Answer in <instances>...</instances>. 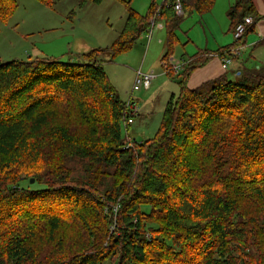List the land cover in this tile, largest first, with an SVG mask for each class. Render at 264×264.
Here are the masks:
<instances>
[{"label":"trees","instance_id":"trees-1","mask_svg":"<svg viewBox=\"0 0 264 264\" xmlns=\"http://www.w3.org/2000/svg\"><path fill=\"white\" fill-rule=\"evenodd\" d=\"M36 1L52 6L54 0ZM215 1L166 0L145 15L128 8L112 46L73 61L0 62V264H264V66L188 87L194 71L213 58H238L231 48L245 44L254 24L231 46L191 57L180 74L167 70L179 93L155 136L143 142L130 138L136 114L130 124L131 112L103 68L105 52H128L158 18L167 61L184 16L202 17ZM253 1L234 0L229 8L233 36L246 18L260 19ZM16 8L17 0H0V23ZM66 161L79 168L67 170ZM43 163L52 179L36 172ZM97 173L113 184L97 181ZM26 176L44 188H21ZM68 218L86 235L79 247L63 235ZM42 237L59 258L40 256Z\"/></svg>","mask_w":264,"mask_h":264},{"label":"rangeland","instance_id":"rangeland-1","mask_svg":"<svg viewBox=\"0 0 264 264\" xmlns=\"http://www.w3.org/2000/svg\"><path fill=\"white\" fill-rule=\"evenodd\" d=\"M164 1L130 0L128 2L125 0L126 3H122L118 0H104L101 4L96 5L83 3L82 0H54L52 6H46L36 0H17L16 11L9 21L0 23V62H27L37 58L68 62L76 60L78 55L93 50H105L115 43L122 32L128 8L145 15L149 12L151 5L160 7ZM218 1L217 7L202 17L197 14L184 16L183 22L176 31L178 42L170 57V65L166 61H161L166 51L165 39L167 38L164 23L160 18L155 21H157L158 28L162 26V29L154 31L151 41L147 33L141 36L128 52L117 57H113L111 52L103 54V68L110 83L119 98L127 104L128 111L136 114L134 122L129 127L131 139L143 142L153 138L160 126L169 98L172 94L178 96L179 81L173 75L168 74V69L176 74L172 67L182 65L184 60L187 63L200 50H213V47L221 46V42L225 39L231 38L234 42V36L229 33L228 11L225 12V8L228 7L227 5H231V2L228 4L229 0ZM157 33L162 34V39L165 42L161 46L153 41ZM234 50L241 52L236 55L233 53ZM241 53L242 46H238L231 48L229 54H232V57H239ZM247 54L249 55L250 52ZM162 66L166 72L163 73L162 78L155 79L154 76L151 89L141 88L134 91L137 71L158 73L162 70ZM232 67V65L229 66V68ZM148 69L151 70L147 71ZM163 82H165L166 88L162 87ZM67 120L78 133L84 132V126L79 119L69 116ZM233 129L236 132L235 124H233ZM229 155L233 158V152L230 150ZM75 163L66 161L64 167L69 171L72 168H79ZM213 168L207 170L213 172ZM61 169L63 168L60 167L59 170ZM36 172H41L44 175L43 179H52L51 172L47 173L45 163L37 168ZM97 174H99L97 181L106 177V175ZM75 176L85 177L80 172ZM31 179L34 180L33 184H30L28 176H26V181L21 183V188L32 190L44 188L43 185L36 184L35 178ZM106 180H110L108 181L110 185L113 184L110 177H106ZM250 199L253 200L252 197ZM251 207L257 209V205L254 203ZM143 210L148 212L149 209L144 208ZM253 214H257V212ZM63 231L65 232L63 235L68 237V244L71 248L72 246L79 247L78 245L86 240L81 225L75 219L69 221L68 218L64 223ZM63 235L59 233L57 238L61 236L64 238ZM36 246L41 257L52 254L54 258H59L60 251L55 249L56 245L45 242L43 237ZM259 247L262 248V246ZM257 248L255 247V249ZM41 249L44 253H41Z\"/></svg>","mask_w":264,"mask_h":264},{"label":"crops","instance_id":"crops-1","mask_svg":"<svg viewBox=\"0 0 264 264\" xmlns=\"http://www.w3.org/2000/svg\"><path fill=\"white\" fill-rule=\"evenodd\" d=\"M218 2H219L218 0L215 1L214 8L217 7ZM230 2H231V5H227L228 7L225 8L226 10L225 12H227L228 9L232 6V4L234 3V0H229L228 4H230ZM253 2H254L256 12L259 15L260 19L256 22L253 28V31L245 36L244 38L245 44L242 46L241 55L238 58L232 60L230 63L233 67L229 68V66H231L229 64L227 68L224 69L223 68L224 58L215 57L194 71V73L191 75L188 81L189 88L194 89L205 82L214 80L224 75L225 73L227 74L229 79L234 80V79L239 78L241 76V72H243L245 69L258 70L264 66V0H254ZM161 21L163 22V20ZM164 27H165V24H164ZM158 29L161 30L162 26H159L158 28L157 21H154L152 24V28L150 29L148 33V38L150 41L153 39L154 31L155 30L157 31ZM160 34L161 33H157L153 41H156L161 46L165 42L162 39V34L161 36ZM166 38H167V35H166ZM232 44H233V40H231V38L228 40L225 39V41L221 42V46L217 45L216 47H213L214 48L213 50H204V51L200 50L199 52L195 53L193 56L199 53L214 54V53H217L220 49L231 46ZM259 46H262V48L258 49ZM247 52H250V54L248 55ZM225 58L227 57L225 56ZM166 62L170 65V58ZM183 64H186V60L182 62V65ZM176 66H181V65H176ZM150 70L151 69H148L147 71H150ZM181 71L179 72V74L181 73ZM164 72L166 71H165V68H163L162 66V70L159 71L158 73L157 72H151V73L146 72V73L152 74L153 76H155V79H156L157 77L162 78L164 76L163 75ZM162 84H163L162 87L166 88L165 82H163ZM173 95L174 94H172L171 96Z\"/></svg>","mask_w":264,"mask_h":264},{"label":"built area","instance_id":"built-area-1","mask_svg":"<svg viewBox=\"0 0 264 264\" xmlns=\"http://www.w3.org/2000/svg\"><path fill=\"white\" fill-rule=\"evenodd\" d=\"M175 12L178 16H183L184 12L182 9V6L179 1L175 4ZM254 24V19L252 17H248L244 20L242 24H240L234 34V40H240L246 31ZM150 36V35H149ZM234 54H240L239 50H234ZM231 63L230 58H224L223 59V68L226 69L227 66ZM185 64L181 66H174L172 67V70L177 74L181 71V69L184 67ZM154 80V76L152 74L143 73L141 70L137 71L136 73V80L134 85V91H138L141 88L148 90L151 87L152 81ZM135 114L130 113L129 115V123L131 124L133 122V117ZM118 207L114 208V212L117 213Z\"/></svg>","mask_w":264,"mask_h":264},{"label":"water","instance_id":"water-1","mask_svg":"<svg viewBox=\"0 0 264 264\" xmlns=\"http://www.w3.org/2000/svg\"><path fill=\"white\" fill-rule=\"evenodd\" d=\"M31 183L33 184L34 183V180H31Z\"/></svg>","mask_w":264,"mask_h":264}]
</instances>
